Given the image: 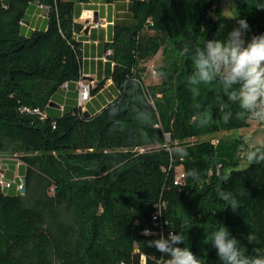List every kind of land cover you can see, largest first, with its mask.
<instances>
[{"label":"trees","instance_id":"16d2710c","mask_svg":"<svg viewBox=\"0 0 264 264\" xmlns=\"http://www.w3.org/2000/svg\"><path fill=\"white\" fill-rule=\"evenodd\" d=\"M104 1H126L104 44L117 93L85 118L79 106L49 112L51 96L81 78L77 1L0 0V153L16 155L25 177L23 194L0 192V264H162L170 257L147 244L170 232L185 234L177 246L202 264H222L211 243L219 225L249 255L264 254V163L245 158L264 150L240 134L203 139L255 118L219 80L188 82L195 48L217 39L221 0ZM232 2L250 37L264 34V0ZM31 5L46 8L45 28L23 33ZM158 53L159 81L146 85L144 64ZM221 191L239 201L236 212Z\"/></svg>","mask_w":264,"mask_h":264},{"label":"clouds","instance_id":"9594fccd","mask_svg":"<svg viewBox=\"0 0 264 264\" xmlns=\"http://www.w3.org/2000/svg\"><path fill=\"white\" fill-rule=\"evenodd\" d=\"M257 8L264 9V5ZM237 23L239 27L228 34L226 41L206 40L202 47L195 48V74L188 78V82L195 86L219 80L228 100L239 105L241 115L247 113V118L264 122V34L254 35L246 42L243 34L249 30V25L244 19H239ZM230 117L231 113L223 114L224 122L228 123ZM207 123L205 117L201 124ZM179 154L187 156L185 150ZM245 158L249 164H261L264 163V152L252 150L245 153ZM188 175L195 176L196 173L193 171ZM219 196L233 212L239 209V201L231 193L221 191ZM142 234L154 235L149 229ZM246 239L249 244H254L257 237L250 233ZM184 242L185 234L170 232L167 239L161 235L159 239L148 241L147 246L170 257L166 260L161 258L162 264H202L188 247L177 246ZM211 243L217 249L222 264H264V254L259 249L254 250L255 255H249L248 249L222 225L211 233Z\"/></svg>","mask_w":264,"mask_h":264},{"label":"crops","instance_id":"0c3cea01","mask_svg":"<svg viewBox=\"0 0 264 264\" xmlns=\"http://www.w3.org/2000/svg\"><path fill=\"white\" fill-rule=\"evenodd\" d=\"M75 22L83 26L77 38L82 43L80 61L81 79L91 85V89L105 79L102 88L90 95L82 108L84 112L96 113L109 103L117 90L109 78L113 63L109 59L104 44L111 40L112 25L115 19L126 14V1L106 3L104 0H76ZM45 11L41 6L28 8L26 22L22 23L23 33L33 29L45 28ZM98 25V26H95ZM78 106V92L75 84L61 86L52 96L49 112L60 113ZM0 170L4 177L12 182L5 192H17L21 185L19 176L24 174V165L18 158H0Z\"/></svg>","mask_w":264,"mask_h":264},{"label":"rangeland","instance_id":"374dc122","mask_svg":"<svg viewBox=\"0 0 264 264\" xmlns=\"http://www.w3.org/2000/svg\"><path fill=\"white\" fill-rule=\"evenodd\" d=\"M212 16L217 21V39L226 41L228 39V34L234 29L238 28L239 25L237 21V12L233 7L232 0H221L219 10L213 11ZM243 38L246 42L251 40L250 35L246 32L243 34ZM161 64V56L158 53L153 59L144 64L145 72L143 73L144 83L146 85L150 83H157L159 81V76L155 73L152 75L151 69L156 70L157 67ZM243 135L245 142L250 149L261 148L264 150V124L260 123L257 119H251L250 125L247 128L237 130L236 132H224L211 137H204L203 139H212L216 141L217 138H231L234 135ZM17 158L16 155L10 153H0V158ZM243 165L240 168L246 166L245 162H242ZM245 164V165H244ZM23 175L19 176V182L21 183V178ZM19 193V190L17 191ZM10 194L14 195L16 192L12 191Z\"/></svg>","mask_w":264,"mask_h":264},{"label":"built area","instance_id":"2783aa9c","mask_svg":"<svg viewBox=\"0 0 264 264\" xmlns=\"http://www.w3.org/2000/svg\"><path fill=\"white\" fill-rule=\"evenodd\" d=\"M45 9L46 8L44 7L43 10H45ZM95 26H98V25H95ZM107 54L109 55L110 51H107ZM151 73H152V75H155L156 71L154 69H151ZM66 85L67 84H64L65 87H66ZM75 85H76L77 92H78V106L82 109L90 99L91 85L82 81L81 78L78 81H76ZM33 112L39 113L37 109L33 110ZM263 124H264V122H263ZM11 185H12V182L7 180L0 170V192L5 190V189L10 188ZM20 187H21V185H19L17 187V189L20 190Z\"/></svg>","mask_w":264,"mask_h":264},{"label":"water","instance_id":"95a60500","mask_svg":"<svg viewBox=\"0 0 264 264\" xmlns=\"http://www.w3.org/2000/svg\"><path fill=\"white\" fill-rule=\"evenodd\" d=\"M83 116H84L85 118H87V117H89V113H88V112H84V113H83ZM168 138H169V137H168V135H167V136H166V139H168ZM24 191H25V177L23 176V177L21 178L20 192L23 194Z\"/></svg>","mask_w":264,"mask_h":264}]
</instances>
